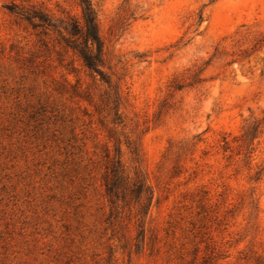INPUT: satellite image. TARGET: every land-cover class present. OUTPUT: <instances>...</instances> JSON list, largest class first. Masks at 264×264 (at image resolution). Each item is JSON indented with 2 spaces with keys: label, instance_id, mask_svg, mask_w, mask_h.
<instances>
[{
  "label": "rangeland",
  "instance_id": "1",
  "mask_svg": "<svg viewBox=\"0 0 264 264\" xmlns=\"http://www.w3.org/2000/svg\"><path fill=\"white\" fill-rule=\"evenodd\" d=\"M13 2L81 14L0 0V264H264V0H93L115 122L113 87ZM116 148L146 231L106 194Z\"/></svg>",
  "mask_w": 264,
  "mask_h": 264
},
{
  "label": "trees",
  "instance_id": "2",
  "mask_svg": "<svg viewBox=\"0 0 264 264\" xmlns=\"http://www.w3.org/2000/svg\"><path fill=\"white\" fill-rule=\"evenodd\" d=\"M81 8L80 16L57 17L49 11L35 5H19L11 3L7 5L10 12L27 22L38 35L48 36L51 33L58 35L59 43L63 47L73 51L81 60L88 74L94 79L99 76L100 80L114 89V122L120 119L119 106L121 103L119 86L111 84V78L105 71L107 65V53L104 41L99 31L98 12L93 0H77ZM202 12L198 14V22L202 21ZM183 85L177 83L176 88ZM86 98H92L90 91ZM257 128L248 130L246 139L256 136ZM105 174V189L113 204L122 202L125 205L138 206L139 231H146L145 217L149 212V206L153 198V191L147 184L146 176L142 171H136L135 177L130 179L125 174L121 160V149L116 148L111 156L108 151Z\"/></svg>",
  "mask_w": 264,
  "mask_h": 264
}]
</instances>
